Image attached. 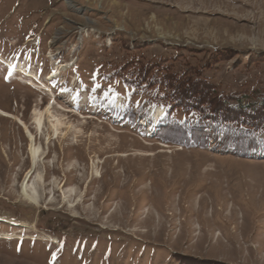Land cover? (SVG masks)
Returning a JSON list of instances; mask_svg holds the SVG:
<instances>
[{
	"label": "rangeland",
	"instance_id": "1",
	"mask_svg": "<svg viewBox=\"0 0 264 264\" xmlns=\"http://www.w3.org/2000/svg\"><path fill=\"white\" fill-rule=\"evenodd\" d=\"M263 99L264 0H0V264H264Z\"/></svg>",
	"mask_w": 264,
	"mask_h": 264
},
{
	"label": "trees",
	"instance_id": "2",
	"mask_svg": "<svg viewBox=\"0 0 264 264\" xmlns=\"http://www.w3.org/2000/svg\"><path fill=\"white\" fill-rule=\"evenodd\" d=\"M262 102L263 106L261 107L259 106L260 104L252 105L250 103H243V101H240L236 108H230L224 113L219 111L217 115L219 114L221 121L228 123L236 122L237 126L241 128V130L246 132L251 130L253 136H256L264 131V99Z\"/></svg>",
	"mask_w": 264,
	"mask_h": 264
},
{
	"label": "bare ground",
	"instance_id": "3",
	"mask_svg": "<svg viewBox=\"0 0 264 264\" xmlns=\"http://www.w3.org/2000/svg\"><path fill=\"white\" fill-rule=\"evenodd\" d=\"M52 74H50V76H51ZM52 76H54V75H52ZM50 78V77H49ZM52 79V78H51ZM38 121H39V124H38V129H40L39 127L41 126V123H42V119H38ZM24 124V127H25V129H26V131L29 133V135L31 136V138L33 139V134H32V132L30 131V129H29V127L25 124V123H23ZM32 153H33V157H34V165H36V160H35V158H36V152H35V150L33 149V151H32ZM29 197V199L30 200H34L32 197H31V195L30 196H28Z\"/></svg>",
	"mask_w": 264,
	"mask_h": 264
}]
</instances>
